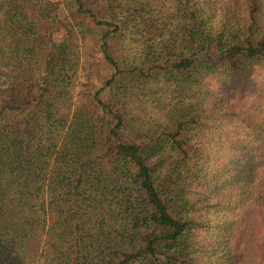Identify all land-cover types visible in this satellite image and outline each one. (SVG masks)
<instances>
[{
  "label": "trees",
  "instance_id": "1",
  "mask_svg": "<svg viewBox=\"0 0 264 264\" xmlns=\"http://www.w3.org/2000/svg\"><path fill=\"white\" fill-rule=\"evenodd\" d=\"M0 264H264V0H0Z\"/></svg>",
  "mask_w": 264,
  "mask_h": 264
},
{
  "label": "rangeland",
  "instance_id": "2",
  "mask_svg": "<svg viewBox=\"0 0 264 264\" xmlns=\"http://www.w3.org/2000/svg\"><path fill=\"white\" fill-rule=\"evenodd\" d=\"M90 48H92V43H91V44H89V47H88V49L90 50Z\"/></svg>",
  "mask_w": 264,
  "mask_h": 264
}]
</instances>
